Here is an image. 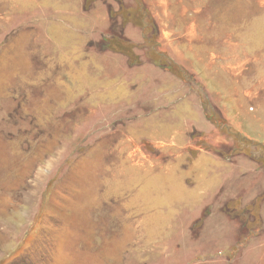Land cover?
<instances>
[{
  "label": "rangeland",
  "instance_id": "rangeland-1",
  "mask_svg": "<svg viewBox=\"0 0 264 264\" xmlns=\"http://www.w3.org/2000/svg\"><path fill=\"white\" fill-rule=\"evenodd\" d=\"M0 264H264V0H0Z\"/></svg>",
  "mask_w": 264,
  "mask_h": 264
}]
</instances>
